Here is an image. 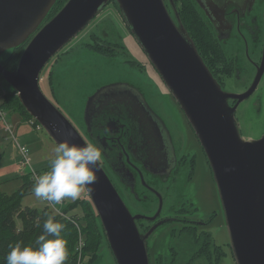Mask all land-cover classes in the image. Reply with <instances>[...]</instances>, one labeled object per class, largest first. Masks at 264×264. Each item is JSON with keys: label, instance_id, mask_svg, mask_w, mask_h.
<instances>
[{"label": "water", "instance_id": "95a60500", "mask_svg": "<svg viewBox=\"0 0 264 264\" xmlns=\"http://www.w3.org/2000/svg\"><path fill=\"white\" fill-rule=\"evenodd\" d=\"M55 1L0 0L1 81L15 92L27 113L55 145L64 140L84 144L87 141L80 130L86 124L90 100L101 90L135 85L111 81L96 87L85 99L78 128L45 96L39 86L44 65L110 2L66 0L53 16L44 20ZM113 1L204 151L236 264H264V134L243 138L235 117L238 105L259 84L264 71V45L263 58L249 87L242 92H230L211 73L181 22L173 0H167L170 8L165 0ZM202 1L201 5L221 21L224 0ZM21 44L24 45L15 64L9 61L4 65L12 49ZM6 50L8 56L1 59ZM229 99L235 100L234 104ZM96 175L92 190L85 191L116 264H150L146 240L158 224L141 233L136 220H153L161 208L162 195L152 188L159 200L153 216L132 213L101 164Z\"/></svg>", "mask_w": 264, "mask_h": 264}, {"label": "flooded vegetation", "instance_id": "af4514ba", "mask_svg": "<svg viewBox=\"0 0 264 264\" xmlns=\"http://www.w3.org/2000/svg\"><path fill=\"white\" fill-rule=\"evenodd\" d=\"M192 4L208 34L204 45L197 43L211 73L224 90H246L263 58L264 0H224L221 21L201 5L202 0H192ZM92 38L94 45L104 49L99 51L95 47L94 50L109 56L114 53L111 44L95 36ZM263 76L264 71L261 79ZM245 77L242 89L233 86ZM234 102L229 99L231 105ZM161 109L137 86L104 89L90 100L86 124L80 131L87 142L101 146L104 155L100 164L132 213L153 216L159 200L152 188L162 195L161 208L153 220H136L141 233L158 224L146 240L150 264H219L224 251L213 241L209 231L200 228L210 219L194 218L196 208L192 203L179 202V187H185L190 178L195 153L188 148L186 136L173 118H166ZM192 133L204 154L193 130ZM204 157L206 159L205 154ZM206 162L209 166L207 159ZM184 169L188 172L181 183L179 178ZM161 186L173 191L174 202L168 198L165 206ZM132 200L140 203L137 211L129 204ZM165 224L174 225L167 233L168 240L165 236L163 247L152 251V235ZM211 245L223 252L217 262L215 253L212 252L209 259L205 256V247Z\"/></svg>", "mask_w": 264, "mask_h": 264}, {"label": "rangeland", "instance_id": "374dc122", "mask_svg": "<svg viewBox=\"0 0 264 264\" xmlns=\"http://www.w3.org/2000/svg\"><path fill=\"white\" fill-rule=\"evenodd\" d=\"M183 5L184 2L179 0V7L182 11ZM92 36L111 44L114 47V53L109 56L94 50L95 39ZM196 40L200 46L204 45L206 41L198 33ZM8 53V50L4 51L1 59L6 58ZM228 73L231 74V71ZM111 81H125L139 86L153 104L162 108L165 117H172L183 131L186 136V144L195 153V159L187 184L185 187H179V202L186 203L188 200L192 203L196 208L193 214L194 218L210 219L208 224L200 228L209 231L213 241L220 245L224 251L219 264H236L211 169L207 165L204 154L195 140L182 110L125 25L114 1L106 4L80 32L52 56L39 75V86L42 92L77 128L80 127L79 113L85 104V99L100 84ZM245 81L246 77L241 83H234L233 86L242 89ZM6 88L8 85L0 80V105L2 97L10 95L7 94ZM5 107L8 110L0 106L2 111V115H0V170L4 172L3 175H0V189L6 194H10L22 184V178L12 169L13 166L18 165L19 168H23L22 175L26 178L29 176V167L21 166L18 144L25 146L30 164L39 174L47 171L56 145L42 127L37 128V123H34L33 118H28V115L24 114L21 116L22 110L14 101ZM14 112L20 113L22 117L20 124L16 119L17 115L11 117ZM235 117L243 138H257L264 134V76L251 96L238 105ZM6 125L10 126L12 132L6 129ZM187 172L184 169L181 173L179 178L181 183H184ZM159 189L165 197V206L168 198L170 202H174L175 198L171 197L173 195L171 189L166 191L163 186ZM80 198L77 199L79 204L68 209L66 213L68 215L76 214L84 240V231L90 233V247L86 251L89 253L87 264L91 263L95 253H98V256L92 264H116L105 236L99 233L98 228L101 229V225L98 218L93 219L89 215L91 214L90 210L94 209L93 206L89 204L90 206L86 207L85 201L82 200L87 198L85 190ZM73 202L65 200L62 208H66L69 203L73 204ZM22 203L42 206L43 202L31 192L23 197ZM129 204L134 211H137L140 205L136 200H132ZM173 226L165 224L152 235L154 248L152 251H157L158 246L163 247L164 238L167 237V233ZM100 237L102 240L97 248Z\"/></svg>", "mask_w": 264, "mask_h": 264}, {"label": "clouds", "instance_id": "9594fccd", "mask_svg": "<svg viewBox=\"0 0 264 264\" xmlns=\"http://www.w3.org/2000/svg\"><path fill=\"white\" fill-rule=\"evenodd\" d=\"M103 155L101 146L94 142H59L48 170L35 178L32 194L51 208L65 200L79 199L86 188L91 191L96 183ZM44 217L42 231L32 243L17 241L9 246L6 264H65L67 241L61 235L65 224L57 220L54 213L45 212Z\"/></svg>", "mask_w": 264, "mask_h": 264}, {"label": "trees", "instance_id": "16d2710c", "mask_svg": "<svg viewBox=\"0 0 264 264\" xmlns=\"http://www.w3.org/2000/svg\"><path fill=\"white\" fill-rule=\"evenodd\" d=\"M65 1L66 0H56L44 20H47L51 16H53L54 13L57 12V10L64 4ZM110 1H113V0H110ZM173 1L176 6L178 16L181 19V22L183 23L190 37L193 39L201 55L202 52H201L200 46L198 45L196 41V35L199 32L198 34L202 35L205 38V40H207L208 34L205 32L204 26L199 21L191 0H182L184 2L183 11L180 10L179 0H173ZM165 2L168 8H170L167 0H165ZM184 10H185V13H184ZM23 45L24 44H21L12 49L10 56L4 62V65H7L9 61H12L13 63L12 65L15 64L23 48ZM97 46L98 45H95L96 47L95 49L99 51H104V49H101L100 46L98 47ZM225 72L223 73L224 75H226ZM0 80H1V75H0ZM6 91H7V94H10V95L9 96L6 95L2 97L3 98V100L1 101L2 108L5 110H8L5 107V105H7L8 103L10 104L12 101H14L16 105H18L19 108L23 112L22 113L19 111L21 113V116L24 114V115H28V118H31V116L27 113V111L21 105L15 92L9 87L6 88ZM19 112L17 113L20 114ZM34 123L36 124L37 122L34 121ZM21 178H22V184L20 185V187L17 188L15 191L11 192L10 194H6L0 189V264H6L5 257L7 255V252L9 251L10 245L16 243L17 241H22L25 244H29L35 240L36 236L42 231V223L45 218L44 217L45 212L54 213L56 216V219L65 224V228L63 232L61 233L63 238L66 239L67 241L68 259L66 260L65 264H72L75 258L74 247H75L77 237H78L77 227L69 218H66L58 214L50 206L44 203H42V206L23 204L22 203L23 197L31 193L33 181L29 179V176L28 178H26V176L22 175ZM82 200L85 201L84 204L87 205L86 207L90 205L92 206L88 195H87L86 200L85 199H82ZM76 204H79L78 200H75L73 204L69 203V205L66 206V208H63V212L66 213L68 209L74 207ZM90 212L91 214L89 215H91L93 219L98 218L94 209L90 210ZM72 216L77 217L76 214ZM84 229H85V226H84ZM101 229L98 228L99 233L100 235L102 234L104 235L103 230L101 231ZM84 234H85V251H88V248L90 247L89 241L91 240V237L89 236L90 233L88 231H84ZM101 240H102V237H100L97 248L100 245ZM206 245H208V243H206ZM211 249H213V251H211ZM219 249L220 248L218 246L214 247L212 245L211 247H205V250H204L205 256L209 259L210 254L213 252L215 253V259L217 262L219 257L223 254V252H220ZM97 256H98V253H95V256L92 257L91 259V263L97 258Z\"/></svg>", "mask_w": 264, "mask_h": 264}, {"label": "built area", "instance_id": "2783aa9c", "mask_svg": "<svg viewBox=\"0 0 264 264\" xmlns=\"http://www.w3.org/2000/svg\"><path fill=\"white\" fill-rule=\"evenodd\" d=\"M0 97H1V94H0ZM0 115H2L1 108H0ZM36 125H37V128H40L38 123ZM6 129L9 130V132H12L10 126L6 125ZM18 150H19V153L21 155V159H20L21 160V166L22 167H27V166L29 167L28 168L29 169V177L34 182L35 178L40 174L36 173L34 168H32V166L30 164V158L27 154V150H26L25 146L18 144ZM42 202L44 204L48 205L47 202H45V201H42ZM63 204H64V201L60 205H57V206H55V208H52V209L55 212H57L58 214L66 217V218H69L77 227L78 237H77V241H76V244L74 247L75 258H74L72 264H87L89 253H87L85 251V240H84L83 234L80 232V222L75 216L68 215L67 213L63 212V208H62Z\"/></svg>", "mask_w": 264, "mask_h": 264}, {"label": "crops", "instance_id": "0c3cea01", "mask_svg": "<svg viewBox=\"0 0 264 264\" xmlns=\"http://www.w3.org/2000/svg\"><path fill=\"white\" fill-rule=\"evenodd\" d=\"M13 115H17V120L19 121V124H20V122L22 121V117L20 116V114H18L17 112H14V113H12L11 114V117L13 116ZM10 117V118H11ZM16 117V116H15ZM24 146V145H23ZM12 169H14L15 171H16V174H18L19 176H22V172H23V168H19V166L18 165H16V167L15 166H13L12 167ZM22 171V172H21ZM3 170H0V175H3Z\"/></svg>", "mask_w": 264, "mask_h": 264}]
</instances>
